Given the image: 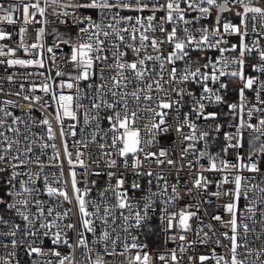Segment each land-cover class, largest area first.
Listing matches in <instances>:
<instances>
[{
  "label": "snow or ice",
  "instance_id": "snow-or-ice-1",
  "mask_svg": "<svg viewBox=\"0 0 264 264\" xmlns=\"http://www.w3.org/2000/svg\"><path fill=\"white\" fill-rule=\"evenodd\" d=\"M53 16L68 31L56 32L46 47L43 25ZM16 25L15 47L0 44V57H10L0 59V65L45 69L46 51L56 71L54 76L47 69L29 73L43 77V82L33 81L27 90L20 83L18 91L7 93L25 104L0 100V264H21L20 249L30 259L55 257L56 264H81L75 259L77 249L86 250L83 264H109V257L121 258V264H180L177 248L154 257L148 244L133 234L150 219L156 199L167 197L160 217L166 221L165 231L184 242L179 253L185 244L191 248L195 243L186 241L184 233L191 230L189 221L197 213L169 212L167 206L180 199L177 186L171 185L169 195L164 176L145 168L146 163H178L170 150H149L173 131L181 143V161L189 153L206 157L209 164L202 172L223 173L217 188L233 185L212 193L231 197L224 205L229 219L212 217L228 226L221 233L227 243L213 241L226 248V254L212 249L211 255L187 259L193 264H264V246H250L254 228L246 222L259 213L264 223V0L0 2V41L12 40L13 33L4 26ZM30 25L34 42L26 43ZM64 47L69 51L63 52ZM20 50L31 58L17 57ZM193 53L202 55L193 60ZM13 81L9 74L7 82ZM232 83L241 86L230 89ZM230 91L235 92L233 99ZM9 106L28 114L40 111L38 122L45 135L39 140L30 136V122L36 121L31 115L15 116ZM212 106L217 108L209 110ZM146 117L150 119L143 123ZM220 136L219 153L209 152V142ZM91 146L97 148L95 157ZM91 164L97 169L89 170ZM129 171L134 177L130 182ZM245 171L262 178L253 184L254 177L242 175ZM202 172L194 179L196 189L211 183ZM85 176L103 177L105 184L100 187ZM141 176L149 178L147 189L139 182ZM153 177L157 191L151 187ZM138 191L143 194L135 198ZM241 199L247 201L243 207ZM206 227L212 229L211 224ZM45 240L50 241L47 251ZM209 240V233L203 232L200 243ZM90 244L96 248L94 257ZM61 245L68 254L58 250ZM46 264H53L52 259Z\"/></svg>",
  "mask_w": 264,
  "mask_h": 264
},
{
  "label": "built area",
  "instance_id": "built-area-1",
  "mask_svg": "<svg viewBox=\"0 0 264 264\" xmlns=\"http://www.w3.org/2000/svg\"><path fill=\"white\" fill-rule=\"evenodd\" d=\"M0 2L4 3H11L12 0H0ZM162 15V13H161ZM228 15V14H226ZM56 18L50 17L49 22L46 25H43L45 27V36L43 37L42 43L45 44V46H51L56 39V32L60 33H66L68 31V28L66 25L58 24L55 22ZM41 25H36L35 27H40ZM5 30L10 31L13 33L12 40L9 41H0V44H8L10 46L15 47L13 44V41H17L18 37L16 35V31L18 30L19 25L16 26H4ZM29 31H28V38L26 40V43L34 42L32 37L34 36L33 27L30 25ZM74 34V32H73ZM69 49L67 47L63 48V52H68ZM45 60H46V68L45 69H39L36 67H28V68H22L20 66L15 67H8L7 65H0V87L4 89L3 93H0V100L4 99H12L18 104H25L23 100L16 97L15 95L9 96L7 93L9 92H16L19 90L20 83H24L25 89L27 90L30 86L31 82H36L37 84L43 82V77L31 75L28 76L29 73H36L40 71H50L51 75H55L56 66L52 65L51 61L47 59V57L50 55L45 51ZM193 60L197 58V56L202 55L201 53H193ZM17 57L30 59V54H25L23 50L17 51L16 53ZM57 56L60 57L61 53L57 52ZM10 57H0V59H9ZM60 68H64L63 63L58 59L57 61ZM9 74H12L14 76L13 83L9 84L7 82V76ZM23 76H27V79H22ZM241 85L239 83H232L229 85L230 89H236L240 87ZM36 95H43V93L37 92ZM252 94L249 93V97L251 98ZM229 99H233L235 97V92L230 91L228 93ZM217 108V106H212L209 110H213ZM9 110L13 112L15 116H20L21 119H27L28 115H31L32 118L36 121L35 123L30 122L31 132L29 133L30 136H35L38 140L40 137H43L45 135V129L43 126L39 125V119L42 117V113L38 110H34L32 113L28 114L27 110L21 111L19 107H13L9 106ZM51 111V110H49ZM182 111H187V108H184ZM226 111V109H225ZM150 118L146 117L143 121V123H148ZM67 123V122H66ZM199 123V122H198ZM106 128V125H102ZM21 132L23 133L25 131L24 126L20 125ZM187 131V129L185 130ZM87 132H91V129H87ZM143 135V133H142ZM215 135V134H214ZM69 141L73 138L69 137ZM57 143L59 144V140H57ZM223 143L222 136L217 137V139L212 140L209 142L208 151L215 154L219 153L220 146ZM71 147V143H70ZM198 147H202V144L198 145ZM160 149L170 150L171 152V158L178 161V163L175 166H159L154 163H146L145 168L148 170L153 171L154 173L163 175L164 178L167 180L169 185V195L171 194V185L175 184L177 186L180 199L178 201H175L171 205H168V211L169 212H179L181 209H185L187 211L196 212L197 216L193 217L189 224L191 225V230L187 233H184L186 241H194L195 243L192 245L191 248H188L185 244V250L183 253H179V244L184 242H179L178 240H174L171 233L165 231V223L161 222V215L163 213V210L165 208V205L163 203L164 200L167 199V197H161L157 198L154 204V210L150 213V219L145 222L142 229L136 230L133 234H138L140 236L141 241L148 244V251L154 256L157 257L160 254H165L168 252L169 249L177 248L178 254L182 256V259L180 260V264H193L192 261L188 260V256H199L201 254H212V249L216 250L217 254H226L227 250L223 246L216 245L213 243L216 239H220L222 243H227L224 241L223 237L221 236V233L224 231H228V226L226 224H221V222L216 221L212 219L214 216H221L224 221H227L230 217V214L225 210L224 205L228 203L231 200V197L229 196H214L212 193L221 191L223 192L226 189H230L233 187L232 184H225L221 188H217V182L220 181L223 173L220 172H209V171H203L202 168L208 167V160L207 158H198L197 155H194L192 153H189L183 161L180 160V149H181V143L180 140L177 138V135L175 132H171L167 135H164L158 139V142L154 144L149 150L151 151H159ZM48 154H51V149H48ZM90 151L93 154V157H95L97 153L96 146H91ZM40 149L36 148V153L39 154ZM228 159H234L232 155L228 156ZM188 161L192 162V166H188ZM181 164H183V167H181ZM103 166V163L101 164V167ZM96 164H91L89 170H95L97 169ZM50 171H56V169H51ZM65 171H67V166H65ZM78 172H82L84 170L77 169ZM202 174L209 180L211 183L208 184L207 188L202 189H196L194 185V179ZM262 173H264V162H262ZM242 175L244 176H252L254 179L251 181V183L255 184L261 180V174L256 173H248L243 172ZM129 182L134 179L133 174L131 171L127 173ZM80 177H78L79 179ZM85 181H91V180H97L98 186L103 187L105 184V178L100 177L97 178L95 176H85L83 178ZM149 178L145 176L139 177V182L142 184L144 189H147L149 185L147 184V180ZM153 179V185L152 190L157 191L156 184L157 181L155 180V177ZM161 185L163 184V181L159 182ZM191 190V194H188V191ZM143 193L142 192H136L135 198H139ZM93 196H95V190L93 191ZM247 201L241 199L240 206L243 207L244 204H246ZM67 206V205H65ZM260 215L257 213V216L255 220L253 221H246L250 224L252 228H254V232L249 234V244L253 248H259L261 246H264V238L257 239V237H264V223H260ZM17 222H19L17 220ZM211 224L212 229L210 230L207 225ZM99 227V225H98ZM201 228H203V232H208L210 240L208 243L201 244L200 240L203 239V232H201ZM197 233H200L197 235ZM213 233H215L213 235ZM73 240H75L76 234L70 233ZM89 241H95V236L92 234H87ZM115 235V234H114ZM37 245H39V240H37ZM50 246V241L45 240L44 247L47 251V248ZM90 246L93 247L92 256L94 257L96 254V248L94 244H90ZM62 252V254H68L69 250L64 248L63 245L60 246L58 249ZM120 250V249H118ZM82 253H86V250L84 249H77L75 252V259L78 262H81L83 264L85 260V256ZM3 252H0V255H3ZM19 259L21 261V264H46L47 259H52L53 264H56V258L55 257H49V256H36L32 259H30L23 249H20L18 252ZM109 261V264H121V258H106ZM156 264H161L160 261H156ZM211 264H215V261H211Z\"/></svg>",
  "mask_w": 264,
  "mask_h": 264
}]
</instances>
